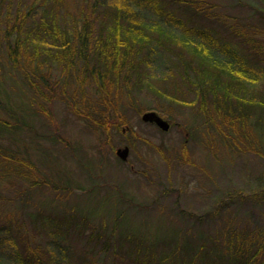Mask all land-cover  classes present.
Masks as SVG:
<instances>
[{"label":"rangeland","instance_id":"1","mask_svg":"<svg viewBox=\"0 0 264 264\" xmlns=\"http://www.w3.org/2000/svg\"><path fill=\"white\" fill-rule=\"evenodd\" d=\"M163 1L158 15L147 0H129L147 23L172 20L167 27L178 41L160 47L149 66L139 62L142 76L130 72L125 88L101 99L83 71L60 60L42 63V83L8 58L2 42L15 10L34 4L30 25L53 10L71 26L90 10L88 0H0V143L26 159L34 182H0V264H15L23 247L41 248L54 264L66 256L84 264H158L162 257L183 264L176 259L186 255L184 242L223 244L227 229L264 241V190H256L264 185V143L250 148L243 129L252 120L243 125L221 111L218 96L202 100L196 73L185 69L198 60L181 41H195L197 50L206 36L222 58V45L246 53L255 69L247 85L264 95V0H204L201 9ZM39 39L47 55L59 50L51 38ZM148 110L169 129L144 121ZM125 146L126 160L117 154Z\"/></svg>","mask_w":264,"mask_h":264},{"label":"trees","instance_id":"2","mask_svg":"<svg viewBox=\"0 0 264 264\" xmlns=\"http://www.w3.org/2000/svg\"><path fill=\"white\" fill-rule=\"evenodd\" d=\"M88 1L90 10L84 12L81 18L76 19L71 26L68 25L67 20L59 21L53 10L42 11L37 20L30 25L28 19L32 15L35 17L33 12L36 7L34 4L25 11L15 10L14 18L6 24V38L4 37L2 42L4 41V44L7 45L8 58L21 70L29 68V75H36L42 83L48 84V77L41 73L42 63H46L49 59L51 62L60 60L69 68H76L78 74L83 71L85 75L83 79L89 78L95 83L94 89L101 99H109L113 89H118L122 85L123 88L126 87L130 72H136V79L142 76L139 62L143 61V64L149 66L152 64L151 60H154L152 57L160 47L169 49V44L178 41V39L167 25L172 23V20H167L165 23L164 17L161 16L163 21L152 20L147 23L129 0H117L121 4H112V9L105 7L108 4L105 0ZM171 1L187 5V7L196 2L197 8L201 9L204 0ZM147 2L153 7V10H156L157 14L164 4L163 0H147ZM165 3L171 2L165 0ZM168 17L175 19L174 14L168 15ZM181 22L184 24L183 21ZM153 33L156 37H153ZM184 36L182 37L184 38ZM39 37L42 39L51 38L52 43L49 45L59 50L47 55L45 47L36 41L40 40ZM203 38L206 39V36ZM203 38L197 42V50L191 47V44L196 45L195 41L192 42L189 38L181 40L183 47L192 48L191 52L198 60L196 69L192 64H186V71L192 69L194 71L192 74L196 73L194 77L197 78V81L195 82L200 89L198 92L202 94V100L206 99L208 95L218 96L221 111L230 114L238 122L241 121L243 125H247L248 119L252 120L249 121L252 127L244 126L243 131L248 133L246 134L249 136L248 138H251L248 141L250 148L253 147L252 149L260 151L264 143V95L255 96L252 85H247V80H251L252 72H255L254 62L249 55L229 44L222 45L226 52V56L222 58L217 55L214 47L208 45L210 42L204 41ZM208 38H211L210 33H208ZM42 49L45 50L41 53ZM261 50L264 51V49ZM29 53L32 55L27 58ZM141 54L145 55L144 59H141ZM263 59L261 61H264ZM80 64L81 66H79ZM258 70H260L259 66L257 73ZM75 76L73 81L82 86ZM147 76L150 78L149 73ZM75 91H78L76 87ZM14 176L34 184L30 165L26 159L20 158L9 146L0 143V182ZM261 189L264 190V185L256 190L260 191ZM224 233L223 239L226 240V243L223 244L212 242L210 246L205 243L191 246L184 242L181 245V250L185 249L186 255L182 258L178 256L179 259H176V263L182 261L183 264H192L200 259L202 264H220L221 261L224 262L223 264H232V261L225 259L227 257L225 253H229L231 257L237 258V263L234 264H264V241H261L260 245L252 235H242L243 233L236 230L227 229ZM257 245L258 249L255 248ZM38 249L26 247H23L22 250L19 249L15 253V264H54L51 260L45 259L41 248ZM150 257L153 256H148L146 261L153 262V258ZM64 259L65 264H84L86 262L82 258L74 261L68 256ZM166 261L168 260L162 257L158 264L166 263ZM86 264L98 263L95 259L88 258Z\"/></svg>","mask_w":264,"mask_h":264},{"label":"water","instance_id":"3","mask_svg":"<svg viewBox=\"0 0 264 264\" xmlns=\"http://www.w3.org/2000/svg\"><path fill=\"white\" fill-rule=\"evenodd\" d=\"M142 119L147 122L155 123L157 126L163 130H168L170 127V122L160 115L156 110H148L142 114ZM129 153V146L119 148L117 154L124 160L127 159Z\"/></svg>","mask_w":264,"mask_h":264}]
</instances>
